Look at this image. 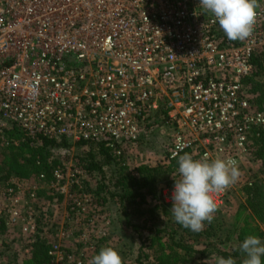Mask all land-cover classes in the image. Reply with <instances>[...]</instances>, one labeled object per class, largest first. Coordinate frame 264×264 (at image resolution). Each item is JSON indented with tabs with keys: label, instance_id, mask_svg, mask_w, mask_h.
<instances>
[{
	"label": "built area",
	"instance_id": "1",
	"mask_svg": "<svg viewBox=\"0 0 264 264\" xmlns=\"http://www.w3.org/2000/svg\"><path fill=\"white\" fill-rule=\"evenodd\" d=\"M258 3L251 37L230 41L199 0H0V150L18 146L22 134L103 146L124 165L162 127L168 160L230 157L239 168L254 131H264L256 123L264 104L254 110L243 91L253 57L264 58ZM35 180L25 192L14 179L1 190L0 230L17 228L25 242L48 236L47 264H89L109 224L90 176L70 160L50 180ZM39 188L62 196L60 223L43 215ZM162 193L172 202V191ZM227 198L228 190L218 206Z\"/></svg>",
	"mask_w": 264,
	"mask_h": 264
},
{
	"label": "trees",
	"instance_id": "2",
	"mask_svg": "<svg viewBox=\"0 0 264 264\" xmlns=\"http://www.w3.org/2000/svg\"><path fill=\"white\" fill-rule=\"evenodd\" d=\"M263 56L256 55L253 57L254 72L251 76L246 77L243 80L244 95L253 97L250 100L252 106L260 108L261 102L264 100V63ZM255 136L252 139L254 143L253 153L254 159L264 163V131L255 130ZM19 137V134H16ZM17 138V137H16ZM22 139L18 146H11L0 150V185L12 186L8 184L11 179L18 182L35 180L39 176L50 180L52 172L57 166V162L52 158V151L63 147L66 148L64 143L57 144L54 141L39 138L37 140H31L20 134ZM36 142V143H35ZM78 150H81L74 156V161L77 167L84 170L89 176L94 173L100 176V180L97 182L94 195L97 200L96 204L101 206L107 202V198L116 199L120 212L124 218V222L127 226H130L140 241V246L135 249V256L133 263L135 264H210L204 260H213L216 257H223L225 259L232 257L236 264H242L246 254L240 250V245L245 240L244 233L237 232V242L240 243L237 249L215 247L209 252V246L200 244L199 236L213 232V223H206L205 232L194 233L191 230L181 226L175 222L174 218H169V212L171 211L172 203H165L161 201V206L166 210L168 219L164 222L157 218L155 209L153 208L149 212V217L145 220L138 221L137 223H131L129 215L127 213V207H135V209L145 204L144 192L153 194L156 190L155 183L159 181L155 179L163 172H178V158L168 160V166L165 170H161L160 167L136 168L133 173L140 178L137 180L132 172L126 173L124 170L127 168L119 167L118 175L115 178H108L105 181L103 176V167L110 166L114 161L113 156L103 146L78 143L75 146ZM68 149L70 147H67ZM184 154V153H183ZM182 154V155H183ZM194 159L197 156H193ZM264 167V166H263ZM179 175V174H178ZM33 178V179H32ZM2 181V182H1ZM8 181V182H7ZM7 182V184H5ZM36 182V180H35ZM108 183V184H106ZM114 190V194L112 192ZM244 191L247 194L246 207L254 215L257 221L264 223V183H258L256 180L252 183V186L244 187ZM159 193H157L158 195ZM161 196V195H160ZM37 201L41 205V208L47 209L45 214H49L51 206L61 201L62 196L55 197L47 190L39 188L36 190ZM170 210V211H168ZM139 212V210H138ZM51 213V212H50ZM138 213L137 216H142ZM40 218H44L42 215ZM40 221V219H39ZM158 222L163 225L158 226ZM247 225V224H246ZM249 227H251L249 225ZM254 227V226H253ZM3 227H1V230ZM252 235H255L264 240V234L258 230V228H248ZM245 231V230H244ZM247 231V230H246ZM45 236V234H44ZM195 236V237H194ZM207 237V235H206ZM145 238V239H144ZM107 238L100 240L101 246L97 247L91 254L92 259L95 255H98L100 250L105 248L104 244L107 243ZM30 254L23 264H47L50 261L48 256V250L50 245L41 237H36L30 245ZM211 256H207L208 254ZM124 254V253H123ZM261 262L264 264V256H261ZM8 264H13L11 261ZM215 264V263H212Z\"/></svg>",
	"mask_w": 264,
	"mask_h": 264
},
{
	"label": "rangeland",
	"instance_id": "3",
	"mask_svg": "<svg viewBox=\"0 0 264 264\" xmlns=\"http://www.w3.org/2000/svg\"><path fill=\"white\" fill-rule=\"evenodd\" d=\"M245 97L249 99V101L253 100V97ZM263 104L264 100L261 102L260 108H257L256 106H252V108L254 110H259ZM170 140L169 132L164 128L159 127L154 131L152 137H150L142 145L126 154L124 165H119L117 161L114 160L110 166L103 167V176L105 177V181L108 178L117 177L119 172L118 170L121 167L127 168L124 170L126 173L132 172L131 174H133L137 180L140 178L136 175V173H133L136 168L160 167L161 170H165V168L168 166L167 150L169 148ZM67 147L69 146H66V148L59 147L52 151V158L57 162V166H62V168L69 166L70 160L75 162L74 156L81 151L76 147H70L69 149ZM254 152L255 150L253 143L250 146V153L240 158V166L238 168L241 173L240 178L234 185L227 189L228 198L226 202L218 206V209L214 214V219L212 220V229L215 230L210 233L206 232L207 234L199 236V240L201 242L200 244L206 245L207 247L209 246V252L213 248L220 246L225 249L228 247L237 249L240 245L236 239L237 232L244 233L246 239L249 235L253 234L249 232L250 230H248V228H258V230L264 234V223L257 221L254 215L246 207L247 194L244 191V187L252 186V183L255 180L258 183H264V163L254 159ZM196 159L201 158L198 156ZM158 178L159 181L155 183L156 190L153 194H147V192L143 191L145 195V204L138 207L139 212L137 208L135 209V207L126 206L131 223L134 224L138 221H142L143 219L145 220L149 217L150 210L156 207H158L155 209L157 218L164 222L168 219L167 214H165L166 210L160 207L161 201L165 202V197L163 196L162 192L173 191L172 189L174 187V183L180 177L177 171H173L172 173L162 171V174L155 177L156 180H158ZM98 180H100V176L98 174L94 173L90 176V184L92 187L96 188ZM7 182H5V184H7ZM31 185V182L26 181L22 183L20 190L25 192L30 188ZM3 189L4 186L0 185V192ZM112 192L114 193V190H112ZM157 193L159 194L157 195ZM1 206L2 201H0V208ZM29 206H31L30 203H23L18 207L23 209ZM51 207L52 208L50 212L53 215L54 220L57 223H60L63 220L66 212V203L62 200L53 204ZM95 207L101 208L102 211L105 212V214L109 217V224L106 227V238L108 241L106 245L104 244V246L112 247L114 250H116L122 258V264H135L132 260L135 256V249L140 246L141 240H139L137 234L133 232L132 228L127 226L124 222V218L120 212L119 206L116 204V199L108 197L107 202L104 205L101 206L99 204ZM88 212L90 211L88 210ZM141 212L143 213L141 214L142 216H137V214ZM169 214V218H173L172 212H169ZM206 223L207 221L204 222V230L201 231V233L205 232ZM157 224L161 227L163 225L161 222H158ZM249 225L251 227H249ZM41 237L46 241L49 239L48 236ZM35 238L36 237L27 238L25 242L24 237H22L17 228H3L0 230V264H8L10 261L13 264H23V261H25V259H27L30 254V245ZM262 243H264V240ZM99 246H101V244ZM25 247L27 250L29 247V252L24 251ZM212 252L213 251H211V254ZM211 254L209 253L207 256H211ZM215 260L216 259L214 258L213 260L208 259L204 261L206 263L212 264L215 263Z\"/></svg>",
	"mask_w": 264,
	"mask_h": 264
},
{
	"label": "clouds",
	"instance_id": "4",
	"mask_svg": "<svg viewBox=\"0 0 264 264\" xmlns=\"http://www.w3.org/2000/svg\"><path fill=\"white\" fill-rule=\"evenodd\" d=\"M205 12H210L230 41H244L251 37L257 22L260 7L258 0H199ZM256 123H264V116ZM183 150L184 145H177ZM179 179L171 193V211L175 222L199 233L204 230V222L211 223L218 209L217 197L234 185L240 178L238 162L233 158L207 156L194 159L189 153L178 158ZM246 254L242 264H262L264 243L255 235H249L240 245ZM89 264H122L120 254L112 247H105L95 255ZM215 264H236L229 257H216Z\"/></svg>",
	"mask_w": 264,
	"mask_h": 264
}]
</instances>
